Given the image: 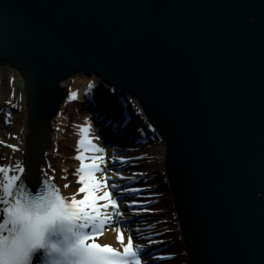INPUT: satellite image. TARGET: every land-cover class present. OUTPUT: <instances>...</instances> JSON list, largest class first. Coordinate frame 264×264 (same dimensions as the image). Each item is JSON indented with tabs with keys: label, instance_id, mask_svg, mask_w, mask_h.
<instances>
[{
	"label": "water",
	"instance_id": "obj_1",
	"mask_svg": "<svg viewBox=\"0 0 264 264\" xmlns=\"http://www.w3.org/2000/svg\"><path fill=\"white\" fill-rule=\"evenodd\" d=\"M0 64L27 103V178L59 82L94 75L164 139L190 263L264 264V0H0Z\"/></svg>",
	"mask_w": 264,
	"mask_h": 264
},
{
	"label": "bare ground",
	"instance_id": "obj_2",
	"mask_svg": "<svg viewBox=\"0 0 264 264\" xmlns=\"http://www.w3.org/2000/svg\"><path fill=\"white\" fill-rule=\"evenodd\" d=\"M94 77L96 76L76 73L59 82V84L65 88V96L58 105L56 113L53 115L50 122L44 143L46 148L44 150L43 147L39 165L33 174L35 176L38 171V173L40 172V177L43 176L54 181L69 199H71L73 195H75L77 199L83 197V193H78V188H75L78 179V174L75 170L79 168L80 161L74 158L78 155L77 141L80 140L82 136L79 131L81 127L89 129L87 134L88 139L92 140L96 146L103 149L102 155L105 154V156H103L104 162L100 164L102 172L96 173L97 179H100L102 175L112 176L108 170L109 161H125L124 154H115V150H113L111 146L105 148L101 145L99 134L102 133V130L99 129L100 125L98 123L92 121L91 116L95 119H101L102 122L106 121V118L102 117L104 115V104L102 105V108L99 109L100 98H102V96L101 94L100 96L98 95L99 87L97 85H100L101 82L96 83ZM95 79L97 81H102L98 77ZM15 80H19L18 74H14L13 70L0 64V89H2L0 90V96L5 98L0 105V112L2 113L0 119L3 121H10L13 118L12 126L8 127L9 123L5 129H2L3 125L0 123V140L8 143L7 147L0 146V167L7 170L9 175L15 174L20 177V181H23L22 176L26 177V175L24 171L20 172L19 168H22L20 162L27 126V114L20 81L17 87L15 86ZM107 87L109 88L110 86L108 85ZM72 93L76 94L75 99H70ZM125 95L126 93L122 92L121 97ZM132 101L136 102V100L133 99ZM136 105L137 103L135 106ZM97 109L98 111H96ZM105 110L107 115H109L108 108H105ZM84 112L90 114L85 115ZM110 112V117L114 116L113 106L111 104ZM117 112L119 116L130 115L128 111L126 112L124 110V108H121V110H118ZM108 139L110 143L113 144L118 142V140L116 141V137H110L108 135ZM153 143L148 142L142 144L139 142V144H136V148L137 150L141 149L142 151L135 152V155L128 156L127 159L134 161L131 162L134 169L140 167L143 168L140 176L146 175L148 182H145L146 184L143 186L141 185L143 190L142 193L147 196L146 199L148 202L158 204L154 206V209L157 213H160L162 225L155 223V220L149 222L148 219L141 216L139 209L138 218H142V222L145 221V227L148 230H154L157 226H160L161 231L168 234L164 242L168 244V248L176 250L178 242H173L171 246L170 242L172 240H180L179 224H177V219L175 218L174 210L172 209V201L169 193H163L164 191H168L162 172L165 145L163 141L157 144ZM9 145L12 147H9ZM85 147H88V145H85ZM81 151L83 150L81 149ZM93 155H101V153H94L91 151L85 153L86 157H91ZM134 156H136L137 160L133 159ZM121 175V170L114 174L115 177H121ZM74 177H76V179ZM4 182L3 173H0V192H2V184ZM66 184L69 186L65 187ZM138 189V187H135L133 190L135 191ZM147 189H149V191H147ZM145 191L150 193L147 194ZM98 194L102 195L103 189H101ZM144 194H142V197ZM137 195L139 196L141 194ZM143 201L145 202V199ZM98 203L103 204L105 201H98ZM0 206H2V204H0ZM136 207L139 208L141 206ZM111 237L110 234H107L104 238H100V241L109 243L112 241ZM178 257L183 261L182 264H190L184 254H180ZM172 264L175 263L173 262Z\"/></svg>",
	"mask_w": 264,
	"mask_h": 264
},
{
	"label": "snow or ice",
	"instance_id": "obj_3",
	"mask_svg": "<svg viewBox=\"0 0 264 264\" xmlns=\"http://www.w3.org/2000/svg\"><path fill=\"white\" fill-rule=\"evenodd\" d=\"M75 96L76 94L72 93L70 99H75ZM79 131L82 136L77 141L78 155L74 158L80 161V166L75 171L78 174L77 183L81 185L78 193H83V197L77 199L73 195L70 201L66 200L47 178L38 191L39 196H56L60 202L61 210L66 213V218L72 221L78 235L81 237L78 241L81 264H141L140 246L137 245L133 248L132 236H128L125 245L120 227H115L114 230L117 234V242L122 245V251L97 242L98 237L105 230V225H111L113 217L121 215L117 198L113 197L112 192V189H116L118 185L113 183L109 187L108 181L112 179L110 176L102 175L100 179H97L96 173L102 172L100 164L104 162L103 149L88 139V128L81 127ZM85 145H88V147H85ZM9 147L12 146L9 145ZM89 151L101 153V155L86 157L85 153ZM19 171L23 172L24 169L19 168ZM0 173H3L5 181L2 184V192H0V204L3 205L0 206V217L3 218V222L0 223V264H29V262L34 264L36 254L43 247L39 239H34L33 242L24 245L10 243L15 230V225L12 224L9 218L14 198L22 193L29 192V190L24 182L18 183L20 177L17 175H9L3 167H0ZM68 186L65 185V187ZM101 189H103V194L99 195ZM123 191L131 192L134 190L125 188ZM29 194L31 193L29 192ZM98 201H105V203L99 204ZM133 203L136 202L133 201ZM109 208L112 209L111 212L108 211ZM102 209L103 211H101ZM145 211L150 210L145 209ZM8 257H11V259H8Z\"/></svg>",
	"mask_w": 264,
	"mask_h": 264
},
{
	"label": "clouds",
	"instance_id": "obj_4",
	"mask_svg": "<svg viewBox=\"0 0 264 264\" xmlns=\"http://www.w3.org/2000/svg\"><path fill=\"white\" fill-rule=\"evenodd\" d=\"M9 218L15 225L10 243L24 245L39 239L43 244L39 252L47 264H81V237L56 196L22 193L14 198Z\"/></svg>",
	"mask_w": 264,
	"mask_h": 264
},
{
	"label": "rangeland",
	"instance_id": "obj_5",
	"mask_svg": "<svg viewBox=\"0 0 264 264\" xmlns=\"http://www.w3.org/2000/svg\"><path fill=\"white\" fill-rule=\"evenodd\" d=\"M94 78H96V77H94Z\"/></svg>",
	"mask_w": 264,
	"mask_h": 264
}]
</instances>
